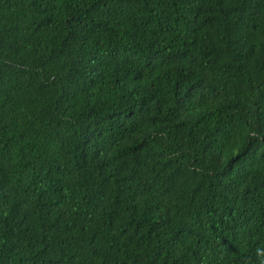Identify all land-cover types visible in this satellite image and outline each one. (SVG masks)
Returning a JSON list of instances; mask_svg holds the SVG:
<instances>
[{
    "label": "trees",
    "instance_id": "1",
    "mask_svg": "<svg viewBox=\"0 0 264 264\" xmlns=\"http://www.w3.org/2000/svg\"><path fill=\"white\" fill-rule=\"evenodd\" d=\"M0 264H264V0H0Z\"/></svg>",
    "mask_w": 264,
    "mask_h": 264
}]
</instances>
